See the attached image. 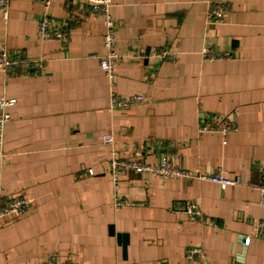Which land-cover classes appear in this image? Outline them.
<instances>
[{"label": "crops", "instance_id": "0c3cea01", "mask_svg": "<svg viewBox=\"0 0 264 264\" xmlns=\"http://www.w3.org/2000/svg\"><path fill=\"white\" fill-rule=\"evenodd\" d=\"M228 7L223 22L206 25L210 4ZM85 0H10L7 25L0 10V49L41 60L40 72L0 73V97L15 99L4 131L0 184L5 197L23 196L27 212L0 220V264H41L57 255L70 264H264V0H112L116 23L113 91L144 102L110 109V86L98 59L102 20L86 17ZM47 14L69 41L37 38ZM220 56L202 59L204 49ZM176 51L174 63L151 55ZM138 56V57H137ZM232 114L237 132L223 139L200 133L198 115ZM112 135V146L102 144ZM204 175L222 173L239 185L222 189L196 179L151 173L119 176L114 206L110 161L134 159ZM94 175L90 176L88 170ZM198 205L207 226L178 213ZM210 223H214L211 225ZM187 247L203 250L188 260Z\"/></svg>", "mask_w": 264, "mask_h": 264}, {"label": "built area", "instance_id": "2783aa9c", "mask_svg": "<svg viewBox=\"0 0 264 264\" xmlns=\"http://www.w3.org/2000/svg\"><path fill=\"white\" fill-rule=\"evenodd\" d=\"M54 0H36L45 11L48 10ZM88 4L84 12L86 17L102 20L104 26V34L102 37V47L106 50L103 57H99L98 62L100 69L108 79L110 86V109H129L132 106L140 105L144 99L140 96L121 97L114 93L115 85V66L123 59L120 54L115 51L116 38L115 30L116 23L112 18L110 9L112 0H85ZM0 10L4 25H7L10 10V0H0ZM228 11V7L223 3L210 4L206 10V25H219L223 22L224 16ZM36 36L41 41L59 42L62 45L69 41L68 31L58 22L51 19L47 14L38 22ZM138 57V56H137ZM152 60L160 63H174L178 58L176 51L161 49L157 53L150 56ZM201 57L207 61H214L220 56L212 49H204ZM41 60H30L25 57H18L12 54L6 47L0 49V73L5 77L13 74L18 69L22 70L25 77L36 76L40 72ZM16 101L13 98H7L5 95L0 97V163L6 157L4 153V131L5 126L10 120L8 113L9 108L15 105ZM198 130L200 133H215L222 137L223 145L226 144L227 137L237 132V125L232 114L216 116V115H198ZM114 138L112 135H106L102 139V144L112 146ZM127 172L136 174L151 173L164 179H196L199 181H208L219 185L222 189L239 185L236 180L224 176L222 173L212 175H204L198 171H187L177 168L173 165L168 156H163L159 165H144L134 159L118 160L113 158L110 161V176L114 190V206L121 208L125 206V201L118 196L120 188L119 176ZM90 176L94 175L92 169L88 170ZM260 179L257 185V190L261 197H264V168L259 170ZM29 206V201L23 196L5 197L0 184V220L9 217H19L24 215ZM178 213L185 215L188 220L199 223L202 226H207L202 210L198 205L185 203L181 207H176ZM214 225V223H210ZM252 237H264V223L260 222L254 226L253 233L250 236H244L242 241L247 244ZM184 255L188 260L203 261L204 253L199 247H187ZM41 264H70L60 261L57 255L49 256Z\"/></svg>", "mask_w": 264, "mask_h": 264}]
</instances>
